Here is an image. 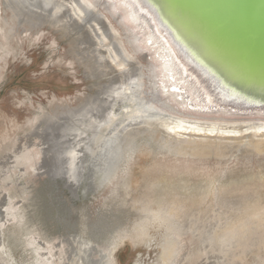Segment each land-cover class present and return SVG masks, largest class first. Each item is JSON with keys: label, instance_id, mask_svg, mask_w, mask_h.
<instances>
[{"label": "bare ground", "instance_id": "obj_1", "mask_svg": "<svg viewBox=\"0 0 264 264\" xmlns=\"http://www.w3.org/2000/svg\"><path fill=\"white\" fill-rule=\"evenodd\" d=\"M190 1L206 13L207 7ZM210 1L264 49V10L258 16L235 0ZM0 6L10 13L8 21L1 13L0 30L8 48L22 37L37 36L51 21L67 35L75 32L85 38V60L90 62L79 58L75 64H84L90 80L98 81L96 93L80 99L75 109L64 103L53 105L57 110H52H65L69 118L54 114L46 118L44 113L31 126L38 131L48 119L37 134L45 155L32 171L61 179L73 196L83 181L86 192L107 187L112 198L109 214L105 219L100 215L102 219L90 228L86 225L87 232L81 231L85 236L74 232L45 241L32 239L33 247L25 249L34 255L30 264L41 262L39 256L46 254L52 264H116L113 251L120 242L116 239L129 226L147 247L150 229L165 231L157 244L158 264H241L250 254L264 264V116L260 112L239 115L202 107L194 85L180 77L174 58L164 47L161 51L151 38L149 21L129 0H0ZM19 26L24 29L16 33ZM220 30L230 31L222 26ZM179 82L185 85L180 92L170 91ZM140 155L151 161L135 191L130 176ZM209 168L215 176L207 172ZM12 184L13 180L4 182ZM128 207L136 213L131 225ZM60 219L66 227H74L68 218ZM5 221L0 201V224ZM12 259L0 228V264H12Z\"/></svg>", "mask_w": 264, "mask_h": 264}, {"label": "rangeland", "instance_id": "obj_2", "mask_svg": "<svg viewBox=\"0 0 264 264\" xmlns=\"http://www.w3.org/2000/svg\"><path fill=\"white\" fill-rule=\"evenodd\" d=\"M3 8L0 6V30L1 13L4 20L8 21L10 17L9 11ZM2 9L4 12H1ZM51 22L46 23L37 36L22 37V41L13 43L11 48L4 45L0 35V201L6 210V221L0 224V228L4 244L14 257L12 264L33 262L34 255L29 254V251L25 252V249L29 250L33 247L32 239L44 237L40 240L45 241L50 237L55 238L64 234L66 236L74 232L84 235L81 233L83 228L87 232V228L92 227V223L96 225L99 219H105L111 210L112 198L106 191L107 187L100 188L95 193L92 190L86 192L85 182L82 181L73 196L61 179H52L48 175L38 176L32 171L43 159V143L37 139V134L39 136V133H42L44 122L48 120L47 115L51 117L54 114L58 118L70 117H67L69 114L65 110L54 111L57 110V107L54 108L55 104L64 103L67 104L66 106L69 105V108L75 109L80 99H84L88 94L95 95V85L98 82L93 78L90 80L91 76L85 73L84 64H75L79 58L86 61L88 53L85 50L88 45L82 34L79 36L73 32L68 36L63 28L54 27ZM23 29L22 26L14 28L16 33ZM88 62L90 61L87 60L86 63ZM55 112L58 114L56 115ZM44 113L45 121H42L39 130L35 131L31 126H34ZM54 120L56 119L50 122ZM150 161L151 158L147 155H140L136 160L130 176L135 191L138 185L140 186L143 169ZM231 164L232 160L229 161V165ZM207 172L214 174L210 168ZM8 179L13 180L15 184L4 185ZM128 208L127 213L133 215L128 216L131 225L136 213ZM60 218H68L74 227L71 225L66 227ZM87 219L91 221L88 222ZM129 227L126 233L120 232L116 239L120 242L113 251L115 263L158 264L160 250L157 244L161 242L165 231L158 228L150 229L148 234L152 235V240L151 246L147 247L139 243L135 231L131 226ZM35 229H39L40 232L31 233ZM196 245L200 246L198 243ZM48 246L51 247L50 244ZM252 256L253 254H250L241 264H259L257 258ZM39 257L41 262L37 264H52L49 254Z\"/></svg>", "mask_w": 264, "mask_h": 264}, {"label": "water", "instance_id": "obj_3", "mask_svg": "<svg viewBox=\"0 0 264 264\" xmlns=\"http://www.w3.org/2000/svg\"><path fill=\"white\" fill-rule=\"evenodd\" d=\"M129 1L149 21L151 38L161 51L164 47L174 58L180 77L194 85L193 93L202 107L228 109L239 115L258 111L264 116V49L251 42L215 4L196 0L207 7L206 14L190 0ZM235 1L258 16L264 10V0ZM220 26L225 31L229 27L232 33H222ZM176 85L179 87L170 91L179 93L185 86L183 82Z\"/></svg>", "mask_w": 264, "mask_h": 264}]
</instances>
